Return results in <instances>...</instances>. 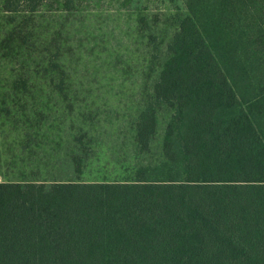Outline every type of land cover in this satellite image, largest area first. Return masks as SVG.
Instances as JSON below:
<instances>
[{"label": "trees", "instance_id": "1", "mask_svg": "<svg viewBox=\"0 0 264 264\" xmlns=\"http://www.w3.org/2000/svg\"><path fill=\"white\" fill-rule=\"evenodd\" d=\"M0 264H264V0H0Z\"/></svg>", "mask_w": 264, "mask_h": 264}]
</instances>
